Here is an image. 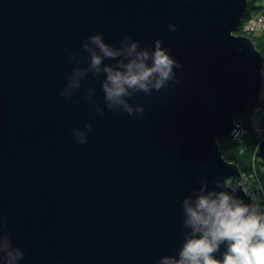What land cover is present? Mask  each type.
Returning a JSON list of instances; mask_svg holds the SVG:
<instances>
[{
  "label": "water",
  "instance_id": "1",
  "mask_svg": "<svg viewBox=\"0 0 264 264\" xmlns=\"http://www.w3.org/2000/svg\"><path fill=\"white\" fill-rule=\"evenodd\" d=\"M248 4L0 0V218L24 252L18 264H159L177 256L189 231L182 202L201 180L231 192L213 183L228 178L253 206L238 163L218 141L238 136L234 115L262 97L263 55L235 33ZM97 33L113 47L125 36L142 48L162 39L182 65L159 92L130 98L142 114L108 110L104 77L92 73L70 99L60 95L73 68L87 66L82 44ZM89 88L94 104L84 99ZM73 128L86 132V144Z\"/></svg>",
  "mask_w": 264,
  "mask_h": 264
},
{
  "label": "clouds",
  "instance_id": "2",
  "mask_svg": "<svg viewBox=\"0 0 264 264\" xmlns=\"http://www.w3.org/2000/svg\"><path fill=\"white\" fill-rule=\"evenodd\" d=\"M168 30L176 32L177 25L169 24ZM163 43L158 38L154 47L142 48L139 41L125 36L120 47H113L99 33L86 37L82 47L88 56L87 66L81 67L78 63L73 68L60 95L70 99L86 75L92 73L97 80L104 77L101 87L108 110L124 112L130 117L142 114L144 106L131 104L130 98L140 93L151 96L154 90L159 92L176 80L174 69L182 68ZM68 58L74 60L75 56L70 54ZM105 60L115 63L105 64ZM87 92L84 99L94 104V90L89 88ZM96 112L104 115V110L98 106ZM84 128L91 131L90 124L86 123ZM72 134L78 143H87L85 131L73 128ZM213 183L231 192L208 189L206 182L201 180L198 194L187 196L182 202V226L189 230L184 242L177 256H164L159 264H264V214L235 195L238 184L228 178ZM5 229L6 221L0 218V233H3L0 234V259L5 264H18L24 252L13 246ZM222 244L226 250L222 259H218L215 254Z\"/></svg>",
  "mask_w": 264,
  "mask_h": 264
},
{
  "label": "trees",
  "instance_id": "3",
  "mask_svg": "<svg viewBox=\"0 0 264 264\" xmlns=\"http://www.w3.org/2000/svg\"><path fill=\"white\" fill-rule=\"evenodd\" d=\"M252 2H254V0H249L247 11L235 32L237 34L243 33L251 37L264 58V29L246 33L242 26L250 17H260L264 14V0L263 3L258 5L254 4L250 7ZM251 8H254L255 12H252L250 10ZM258 103L262 105L264 104L263 96L261 97V101L256 104ZM252 106L246 111L238 112L234 115L235 121L243 126L246 129V132L235 138L221 136L218 138V141L226 159L237 162L244 172H252V169L254 168V172L256 173L255 185L246 188L248 193H250L255 199L254 207L259 213L264 214V160L259 158L260 155L264 157V137L262 135L258 137L256 132L252 130L249 120ZM242 149L243 151H241Z\"/></svg>",
  "mask_w": 264,
  "mask_h": 264
},
{
  "label": "built area",
  "instance_id": "4",
  "mask_svg": "<svg viewBox=\"0 0 264 264\" xmlns=\"http://www.w3.org/2000/svg\"><path fill=\"white\" fill-rule=\"evenodd\" d=\"M242 26H243L244 32L246 33H251L252 31H255V30H259V31L263 30L264 29V14L261 15L260 17H254V16L250 17L247 21L243 23ZM252 111H253V113L251 112L252 122L254 123L256 127L259 128V125H260V128H261V126H264V107L263 105L260 103L253 104ZM261 119L263 121H261ZM257 122H258V126H257Z\"/></svg>",
  "mask_w": 264,
  "mask_h": 264
},
{
  "label": "rangeland",
  "instance_id": "5",
  "mask_svg": "<svg viewBox=\"0 0 264 264\" xmlns=\"http://www.w3.org/2000/svg\"><path fill=\"white\" fill-rule=\"evenodd\" d=\"M261 3H263V0H254V2H252L251 3V5H250V7L252 6V5H254V4H256V5H258V4H261ZM252 12H255V9L254 8H251L250 9ZM243 34V33H242ZM245 35V34H244ZM262 96H263V98H264V84H263V89H262ZM252 106V105H251ZM247 110V109H246ZM245 110V111H246ZM243 112V111H242ZM251 112L253 113V111H252V107H251V110H250V115H249V120H250V123H251V127H252V130L254 131V132H256V134H257V136L258 137H260V135H261V133H263L264 132V130H263V126H261V128H260V125H259V128L258 127H256L255 125H254V123L252 122V119H251ZM261 121H263L262 119H261ZM256 123V122H255ZM240 125V124H239ZM241 126V125H240ZM257 126H258V122H257ZM257 128V129H256ZM246 132V129L243 127V126H241V130H240V132L238 133V136L237 137H239L240 135H242L243 133H245ZM260 139V138H259ZM241 151H243V149L241 150ZM259 158L261 159V160H264V157L262 156V155H260L259 156ZM258 159V158H257ZM240 168V167H239ZM240 171H241V174H242V178H243V176H244V178H243V180H242V183H243V185H244V187H245V189L247 190V188L248 187H253L254 185H255V179H256V173L254 172V168L252 169V172H248V171H246V172H244V171H242V169L240 168ZM247 187V188H246ZM254 198H253V207H254Z\"/></svg>",
  "mask_w": 264,
  "mask_h": 264
},
{
  "label": "bare ground",
  "instance_id": "6",
  "mask_svg": "<svg viewBox=\"0 0 264 264\" xmlns=\"http://www.w3.org/2000/svg\"><path fill=\"white\" fill-rule=\"evenodd\" d=\"M236 33V32H235ZM237 34V33H236ZM263 107H264V104H263ZM243 178H244V176H243ZM243 178H242V180H243Z\"/></svg>",
  "mask_w": 264,
  "mask_h": 264
}]
</instances>
